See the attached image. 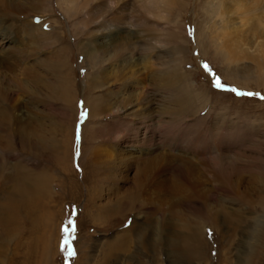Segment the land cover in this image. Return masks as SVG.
I'll use <instances>...</instances> for the list:
<instances>
[{"label":"rangeland","instance_id":"rangeland-1","mask_svg":"<svg viewBox=\"0 0 264 264\" xmlns=\"http://www.w3.org/2000/svg\"><path fill=\"white\" fill-rule=\"evenodd\" d=\"M48 2H52V16L44 15V20L40 16L28 17L26 22L33 21L35 25L41 20L42 30L49 33L53 21L59 24H55L56 27H61L57 33L63 46L58 47L56 55L62 65L61 82L68 86L69 97L63 94L58 97L45 89L39 93L40 101L27 95L18 96L13 110L10 109L12 115L19 118L15 109L22 105L21 111L30 117L27 123L31 118L37 121L38 124L28 125L35 130L37 143L42 139V147L38 152L22 149L18 141L11 138L13 155L7 160L0 156V164L7 162L13 170L19 169L29 175V181L44 175L48 191L37 201H23V197L14 195L12 190L6 192L11 183L4 184L3 176L0 178V264H264V99L260 98L264 96V69L258 72L248 60L233 63L226 60L221 35L210 25L214 22L218 27L230 19L227 15L221 19L216 15V18L208 16L210 7L217 6L216 0H174L167 22L152 20L162 30L158 33L162 51L155 74L164 72L161 65L171 61V80L176 85L171 88V116L165 119L170 122L167 126H158L156 122L158 104H164L165 97L160 93L154 98L158 104L151 107V123L147 119L144 125L151 144L147 142L143 147L142 135L134 137L131 125L134 116L129 113L134 106L127 105L114 113L119 104L116 102L112 104V111L89 119L90 104L95 106L94 96L118 93L129 97L132 89L126 84L128 88L123 90L113 76L92 95L84 90L85 76L92 71L75 50V42L83 43L84 39L86 42L87 32H78L72 27L75 20L64 17L56 0H43L42 4ZM230 5L225 3L229 8ZM232 5L236 12L237 6ZM230 16L238 26L237 12ZM98 19L95 14L90 22ZM15 21L11 31L22 39L18 32L26 26L19 27L18 20ZM246 28L244 37L248 34ZM153 30L150 27L151 33ZM56 50L55 47L52 51H33L30 60L43 58ZM101 68L108 65L95 69ZM117 70L119 77L128 74L122 66ZM138 71L142 69L137 66L134 72ZM35 72L40 73L38 69ZM143 74H147L149 83L155 75H150L149 71ZM41 75L46 85L57 81L49 74L41 72ZM217 78L222 87L216 86ZM232 89L259 95H238ZM184 95L188 101L180 106ZM25 100L28 101L23 106ZM107 104L106 99L102 105ZM166 105L169 104L165 102ZM134 124L141 126L138 119ZM168 126L171 138L165 141L163 134L167 133ZM179 136L193 143L197 141L198 147L181 145V141L175 139H180ZM170 140L173 144L171 158L185 154L191 166L197 169L194 176L200 179V190L206 195L199 202L198 198L184 200L187 188L173 181L171 187L166 181L162 187L155 188L152 184L144 191L135 189V176L145 154L143 149L150 146L154 153H162L169 150L166 142ZM1 143L0 148L4 149ZM196 150H203L200 154L203 152L204 158L196 156ZM207 154L209 158L218 154L222 169H210L204 161ZM172 161L175 166L176 160ZM166 177L174 180L171 174L162 181ZM136 191L139 196H135L133 202ZM176 203L181 204L175 207ZM114 207L117 212L111 210ZM199 225L203 229L190 249L188 229ZM71 250L75 251L74 256L69 255Z\"/></svg>","mask_w":264,"mask_h":264},{"label":"bare ground","instance_id":"bare-ground-1","mask_svg":"<svg viewBox=\"0 0 264 264\" xmlns=\"http://www.w3.org/2000/svg\"><path fill=\"white\" fill-rule=\"evenodd\" d=\"M56 2L58 10L63 12L65 18H72L73 21L75 20L72 22V27H74L76 31L85 30L87 32L85 34L87 39L86 42L85 39L83 43L79 40L75 42V50L81 54L83 61L88 63L92 71L91 73L88 72L85 76L84 90L86 89V91H88L87 93H91L90 95H92L94 90H99V88L102 87L101 85L113 76L116 81L120 83L123 90L127 87L125 86L126 84L132 89V91L128 93L129 97L121 96L118 93L113 95L114 98L113 96L105 95H102V97L94 96L92 101L95 102V106L90 104V111H88L89 119L98 118L103 112L112 111V104H116V102H119V104L116 110H113L114 113L122 111V107L127 108V105H131V107L134 106L132 113H129L130 116H134V118L131 119L132 121L134 120L131 124L134 129V137L142 135L140 137L142 147L144 145L146 146L147 142L151 144V139L146 136L147 126L144 125L147 123V119H149L148 121L151 123V118L149 117V115H153V113H151L153 110L151 107L158 104L155 102L154 98L160 93L165 97L164 104H158L159 108L156 122L158 126H167L170 122H166L165 119L171 116V88L176 85H174V82L171 80V61H167L161 65L164 68V72L155 74L157 71L156 62L159 61L162 51L159 46L161 42L158 40V33L162 30L159 29L161 27L158 28L159 25L155 21L152 22V20L160 19L167 22L171 8L174 5V0H56ZM216 2L217 6L215 8L210 7V10H212H209L210 15L208 16L215 17L216 15L221 19L224 15H227V18L230 19L227 23L221 22L218 27H215L214 22L210 25L211 29H215L217 33L221 35L220 39L224 45L226 60L232 63L248 60L254 63L258 72L262 71L264 69V0H216ZM226 2L231 4L230 8L229 6H225ZM42 3L43 0H0V103H3V105L0 106V131L3 132V135L0 134V142L2 141L1 144L5 145L4 149L0 148V156L6 160L13 155V149L11 150V138L17 140L22 149L31 148L32 150L35 149V152H38L39 148L42 147V145H40L42 139H38L41 142L39 141L37 143V134L35 135V130H31L29 127L30 125H28L30 123L38 124L37 121L34 122L33 118H31L32 120L30 119V123H27L29 116L21 111L22 105L20 108L15 109L19 114V118L14 117L11 113V110H13V103L20 96L26 95L28 98L39 100V93H42L45 89L51 91L54 95L56 93L58 97H61L62 94L69 97L68 86L65 87L61 82L63 74L60 71L62 70V65L56 55L59 51L58 47L62 45V43H60L61 40H59V33H57V30L61 27H56V23L53 21L54 26L50 24L52 29L49 30V33L42 30L43 25L41 24V20L38 21V24L35 23V25L31 23L33 21L26 22L28 17L34 19L36 16L53 15L52 2L46 4ZM232 3H235L237 6L236 18L239 21L238 26L231 20L232 17L230 15L236 14L232 9ZM207 13L208 10L206 9L205 14L207 15ZM95 14L98 15L99 19L96 22H90L92 16ZM14 20H18L19 24L17 26H26L27 30L25 28L18 33L20 36L22 35V39L26 37L24 40H29L24 41L20 37L19 41L18 37L13 34L11 27L14 25ZM19 20H21V22H19ZM56 25L59 24L57 23ZM150 27L154 28L153 32L155 33L150 32ZM244 27H247L245 31L248 33L245 37V34L243 35ZM76 36L77 35H75V37ZM242 36L244 37L243 40ZM258 38H262V40L258 41ZM62 46L61 48H63ZM55 47L57 50L55 53H52L51 51ZM48 49H51V51L47 56L30 60L33 51L39 52L40 50L41 52ZM134 56H136L135 60H133ZM137 61L141 63V66H139L140 63L138 65L136 64ZM107 65L108 68L95 69ZM121 66L128 70L127 76L121 75V77H119L116 75L118 72L117 68ZM137 66L142 69V72H134V68H137ZM152 66H154L153 69H151ZM35 69H38L40 73L37 74ZM94 69L96 70L95 72H93ZM148 71L150 75L155 74L153 78H151L150 83L147 79V74L146 76L143 74L145 72L148 73ZM41 72H43L44 75L49 74L56 78V83L46 85L42 82L43 76ZM118 90L120 91L121 89L119 88ZM186 97L187 95H184L183 101L179 103L180 106H183V103H187L188 98ZM106 99L108 104L103 106L102 103L106 101ZM109 99H111V101ZM173 100L175 102L178 101L176 98H173ZM27 101L28 100H25L23 106H26L24 104H26ZM165 102L169 105L165 106ZM25 110V113H27V109ZM177 114L179 116L180 112ZM137 119L140 121V127H136V124H134ZM86 120V124H88V119ZM11 123H14V126H11ZM11 128L15 129V131H12ZM165 129H168L166 130L167 133L163 134L165 135V141H167V139L171 138V128L168 126ZM44 131L42 133H44ZM179 137L181 138L175 139L181 141L180 144H183L185 147L192 144L195 147L199 145L197 141L193 143L191 140H184L182 136ZM89 140L91 141L92 139ZM166 145L169 150L162 153H154V149L150 146L144 149L141 147L143 149L142 153L145 154L142 155L143 158L140 159L141 168L137 171V175L135 176V189H143L144 191L145 189H149L152 184L155 188L162 187L165 186L164 182L166 181L169 184L168 186H170L171 181H173L174 184L187 188L188 195L184 200L198 198L197 202H199V199L206 198V195H203L200 190V179L194 176L197 169L191 166L190 160L185 154L175 155L171 158V147L173 145L171 140L166 142ZM141 148L138 147L139 150ZM196 151H198L195 152L197 153L196 156L204 158V153L202 152L200 154L203 150ZM40 153L43 154L42 151ZM216 155L217 156L209 158L207 154L204 160L210 169H222L221 160H218V154ZM172 159L177 162L175 166L173 165L174 161H172ZM219 159L221 158L219 157ZM200 161H203V159ZM18 170L19 169L13 170L11 167H8L7 162H5V164H0V178L3 176L4 184L6 182L11 183L10 187H6V192L12 190L14 195L18 194L22 196L23 201L24 199L37 201V198L40 197L41 194L47 193V181L44 179V175H37L29 181V175H25ZM5 172L11 173L7 175L4 174ZM171 174L174 180H171V177H166V179L162 181L163 177L167 175L171 176ZM133 194L134 197H132V199L133 202H135V196L137 197L139 195L137 191ZM132 195H130V197ZM201 201L203 200H200V202ZM116 202L117 201H115V204ZM201 203L203 204V202ZM179 204L181 203H176L174 206L178 207L180 206ZM111 210L117 212L116 207ZM211 222H213V220ZM201 229H203V226L200 227V225L199 227H195V229H188L189 235L187 236V243L190 249L191 246H194L193 244H195V240H197V236H199L198 233L201 234ZM193 251L195 252V248Z\"/></svg>","mask_w":264,"mask_h":264},{"label":"snow or ice","instance_id":"snow-or-ice-1","mask_svg":"<svg viewBox=\"0 0 264 264\" xmlns=\"http://www.w3.org/2000/svg\"><path fill=\"white\" fill-rule=\"evenodd\" d=\"M205 67L207 68V65H205ZM216 86L219 88V87H222V85H221V83H220V81H219V78H217V80H216ZM232 91H235V92H237V94L238 95H248V96H252V95H259L258 93H251V92H239L238 90H236V89H232ZM261 99H264V96H261L260 97ZM69 255L70 256H74L75 255V251L74 250H71L70 252H69Z\"/></svg>","mask_w":264,"mask_h":264}]
</instances>
